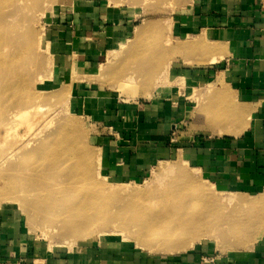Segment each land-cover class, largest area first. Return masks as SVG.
<instances>
[{
	"label": "crops",
	"instance_id": "obj_1",
	"mask_svg": "<svg viewBox=\"0 0 264 264\" xmlns=\"http://www.w3.org/2000/svg\"><path fill=\"white\" fill-rule=\"evenodd\" d=\"M258 2L187 0L170 17L172 40L204 49H187L159 71L151 96L146 94L151 100L142 104L124 100L109 62L110 53L134 38L132 7L96 4L51 14L45 50L73 108L98 126L108 178L136 183L156 161L176 153L211 180L240 186L251 199L264 194V12ZM0 264H264V230L251 248L225 254L202 243L173 255L145 253L124 241L68 249L32 238L4 210Z\"/></svg>",
	"mask_w": 264,
	"mask_h": 264
},
{
	"label": "rangeland",
	"instance_id": "obj_2",
	"mask_svg": "<svg viewBox=\"0 0 264 264\" xmlns=\"http://www.w3.org/2000/svg\"><path fill=\"white\" fill-rule=\"evenodd\" d=\"M2 1H4V3L6 4L2 5ZM9 1L12 3L11 6ZM16 1H20V2L22 1V2L17 3ZM186 1L187 0H37V2L32 4L29 0L27 1L8 0V3L6 2V0H1L0 17L2 19L0 18V36L2 38H0V40L3 41H0V46H2V50L0 51L2 52L0 53V55L2 54L1 55L2 57L0 58L3 59L8 58V59H5L4 61L0 59V68L4 64V67L1 68L2 70L0 69V73L4 74L3 75L4 77H0V81L2 82L0 83L1 86H4V84L7 85L13 83L14 88L12 87L13 89L12 95L10 94L11 92L9 93L7 92L8 95H6L7 93L5 94L4 92L3 93L5 95H3V93L0 95V101H2L0 102V106H1L0 127L2 126L0 129H2L3 132L5 128L6 131V133H3V137H1L2 133L0 135V141H1L0 142V211L5 210L10 212L18 221V224L22 226L24 230L27 231L32 238L41 242H45L49 246L56 245L68 249H73L79 245H82L90 241H94V242L124 241L130 243L131 245L136 246L137 237L135 236L136 234L135 228H140L143 226L142 219L140 220V218H137L141 215L136 216L137 214L135 213L126 214L124 213V211L128 209L129 204L130 205L136 203L142 204V202L144 201L143 199L146 198L149 199L145 200V204L149 205L151 209V211L148 212V215H146V217L147 216L150 217L149 215L158 216L160 215V213H169L170 215L169 218L174 219V217L177 214L181 213L185 208L188 207L191 210H194L195 213L197 214L206 213L207 216L208 214H211V216L209 215V217L212 220V222L216 224L212 231L217 235L219 234V231L222 230L223 227L225 226L226 221L229 222L236 221L242 215H247L248 213L251 214L253 212L246 210V208L242 209L236 207L234 202L240 199H244L245 201H254L258 199L255 198L251 199L246 194V192L241 190L240 186L235 187V186L227 185L224 182L220 183L218 182L219 180H214V181L211 180L210 178H208L207 175L202 174L201 172L196 170L191 162H187V160L184 159V157L182 156L178 157L176 153H173L166 158H162L161 160L156 161L153 164V166L150 168L146 177L136 183H132V182H126L127 184L119 183L114 181L113 179L108 178L101 169V162H100L101 160H100V151H99L100 146L98 145V133H99L98 126L93 121H90L85 117H83L81 114H78V111H76L73 108L71 104V99L67 84L62 78V74L56 72V70L50 64L48 54L45 50V44L43 41L44 28L48 23L51 14L60 8L61 9L67 8L70 11H74L85 7H86L85 9H87L96 4L107 6L110 9L115 7L119 8L125 6L132 7L131 9L132 10L134 9V11H136L137 14V18L135 22L136 30H141L145 24H149V26L151 25V29L147 30L148 32L146 31V33H144L145 31H143L141 35L139 34L138 39L140 36L141 37L140 40L137 39V41L135 40L136 39V30H135L134 38L132 40L120 44V46H118L115 52L110 53L109 62H113L115 68V78H118V80L120 81V82L118 81V83L120 84V87L118 88L119 92L121 91L123 93V96L127 94V98L124 100L130 103L132 101L134 102L136 101L139 104L140 103L142 104L147 100H151V97H147L148 95L146 94H149L151 96V93L154 90L153 88L156 85L154 81L155 80L154 77L156 74H158L159 71H161L160 66L164 62V60H166L169 57V55H167L168 53L166 50L176 46V43H174L171 37L172 18L170 17ZM26 2L28 5H26ZM24 4L25 6H23ZM15 8L17 9L15 10ZM10 11L14 12V13L12 12V15L13 14L16 15H14L15 17L9 18L10 20H8V15L7 16L4 15L7 14L8 12H9L8 14L10 15L11 14ZM5 24L8 25L6 26ZM16 27L17 30L15 29ZM11 31L12 33H9ZM34 31L35 33L33 34ZM3 33L5 34L7 33V36H5V34ZM1 34L4 35V37ZM12 57L15 60L13 62H11ZM174 58L175 57L169 58L170 62H168L167 64L168 66L171 63H173ZM9 60L11 63L9 62ZM7 63H10L11 66L12 65L14 66L13 69L16 70L15 73H13L14 72L13 69L11 70L12 67L10 66V64L9 67L6 68L8 66ZM12 63H16V64H12ZM7 69L11 71L9 72V70ZM140 70H144V72L147 71V74L144 73L145 75H142L140 77L138 74V71ZM15 75L16 77H18L19 75L18 77L19 79L17 78L18 81L15 79ZM128 77H133V80L135 79V81L132 82V84L131 82L123 83V80L127 79ZM2 78L8 80L3 79L5 80L3 81L1 80ZM13 78L14 80L12 82ZM145 81H149L147 87L142 86V84H145ZM16 88L18 89V91ZM140 91L143 92V94L145 95L142 96V94H138L140 93ZM13 94L14 95L18 94V95L14 96ZM9 95L11 96L9 97ZM140 95L142 96L141 99L134 100V98H137V96ZM9 99L10 101H8ZM24 110L25 112L27 111L24 117L22 116L20 117V119H16V120L11 117L14 114V112L22 114V111L24 113ZM12 119H14L13 120L14 122L12 121ZM2 123L5 124L3 125ZM43 123H44V127H47L45 128V130H43L44 128L40 129L42 128ZM73 123L75 125H73ZM71 125H73L72 129H71ZM6 129L10 130V132ZM39 129L42 131H40ZM35 132H37L36 135L37 137L35 136L36 134ZM56 139L59 141L56 142ZM20 142L21 143L24 142V144L26 142V144L29 145L25 147L22 150V152L16 148L18 147V145L22 146ZM73 143L74 145H72ZM54 145L55 147H52ZM62 145L65 147L67 146L66 148L73 147V151H71L70 153H73V155L75 156L77 153V156H81L83 158L82 162L83 161L84 162L82 164L87 165L90 170L89 177L91 178L92 181H89V183H91L89 184V186L92 188V190L94 189L96 184L103 185L106 187H110L111 185L124 184L123 187L122 186L120 187L129 191L146 192V196L143 199H138L135 200L134 202H132L131 199L128 200L126 198H117V199L114 198L115 200L113 203L112 201L113 198H106L105 196H102V199L100 197V202L102 205L94 206L99 208L100 212H104L101 215L102 217H100L101 219H103L102 223L104 227L112 228L114 225V227L118 226L119 228L122 225L129 226L130 225L129 223H132L131 227L133 228V231L132 228L130 231L129 227H126L125 229L123 228V231H121L120 233L119 232L114 234L104 233L105 235L103 234V236L99 232L95 234V235L98 234L101 235L100 238H91L90 236L89 237L77 236L70 238L69 234L71 233H69L67 230L60 231L54 227L53 222L49 220V218L53 216L46 217L44 215L39 214L38 211L33 207L34 203L30 204V202H33V200L31 201L32 197L33 199H35L33 196V192L31 196V191L33 190L30 189H32L33 187L29 186L28 187L29 191H28L27 190L28 188L25 190L23 189L24 187L22 188V186H27V183H25L27 182L26 178L29 176V172L33 170L31 168L33 167L32 165L34 164L35 166L34 161L38 162L39 160L38 154L41 150L50 148L52 150L54 149L53 150L54 152L60 153L59 149L63 147ZM11 150L15 151L16 153V155L12 157L13 160H16L13 163V165L16 167V165L18 164L16 167L18 172L16 173L15 171L17 170L15 169V167L12 164L9 167V165L7 164V163H11V159L10 160L7 159L6 161V156L8 155L9 151L11 152ZM42 160L43 161H41L40 159L39 162L43 163L45 160L47 161L44 162V164L46 165L40 163L42 167L43 166L47 167L51 165L50 157H47ZM52 160L54 161V159ZM4 161L6 162V164ZM29 163H32V165ZM20 165L23 166L21 167ZM176 165H181L190 175L194 176L197 180H200V186L202 187V189L211 192V194H213L211 195L212 198H207L203 196V198H201V200L198 201L197 206L193 208V206L191 205L190 196L193 195L195 190L190 187H187L186 184H183L181 182V180L176 179V177H174L175 176L174 174H173L174 176L172 177V174H167L163 172V168H169V166L174 167ZM25 166H27L28 169ZM7 168L12 171L7 170ZM160 168H161L160 170L161 172L159 171ZM44 169H46L47 171L49 168L48 169L44 168ZM156 173L160 174L159 177L161 178H159L158 182L155 183L154 185L151 184V186L146 187V184H148L147 182H150ZM164 174L168 178L164 176ZM31 175L30 177H28V180L31 179ZM54 176L53 177L48 176L46 177V179L51 177L49 178V180L52 179L54 180L56 177ZM169 176L172 179H169ZM21 178L22 179L24 178L23 182L25 180L26 181L24 183L20 182L22 181ZM48 182L46 184L47 186H50L51 182L49 183ZM28 185H30V183ZM22 189L23 192L19 191ZM188 189H191V191ZM24 191L27 192V195L24 194L26 193ZM148 192L150 193L148 194ZM9 194L10 196H8ZM17 195H18L17 198L18 201L17 199L15 201V197H17ZM28 195L31 196V198L28 197ZM12 196L15 197L12 198ZM8 197L11 198L8 199ZM19 197L21 200L19 199ZM21 197L24 198V200ZM26 199H28L27 202ZM103 199L104 201H106L107 199V201L103 202ZM50 201L52 200H49V203ZM28 203L31 206L28 207L27 206ZM114 204H116V208H113L115 206ZM107 206L110 207L111 209L108 208ZM105 207H107L108 209ZM259 214H261V212H259ZM128 235L129 238H126L128 237ZM219 242L220 241H216L215 239L213 240V238H207V239H202L199 243L208 244L210 247L215 249L217 253L220 254L242 252L244 251V249L246 250V248L243 246L238 247L237 249H232L227 245L228 248H226L227 247L226 245L222 246L223 244H220ZM137 244H139V247L136 246L138 250H142L143 252L145 253L148 252L150 254L173 255L183 252L180 251V252L168 254L165 252L152 251L149 249V246L147 244H144V247L141 246L140 243L138 242Z\"/></svg>",
	"mask_w": 264,
	"mask_h": 264
},
{
	"label": "bare ground",
	"instance_id": "obj_3",
	"mask_svg": "<svg viewBox=\"0 0 264 264\" xmlns=\"http://www.w3.org/2000/svg\"><path fill=\"white\" fill-rule=\"evenodd\" d=\"M11 1H14V0H11ZM29 1L32 4L37 2V0H29ZM0 2H1V0H0ZM6 2L8 3V0H6ZM16 2L19 3L20 1H16ZM9 3H10V6H11L12 3L10 1H9ZM3 4H6V3H4V1H2V5ZM26 5H28L27 2H26ZM23 6H25V4ZM0 7H1V5H0ZM16 9L17 8H15V10ZM10 10H12V9H10ZM12 12H11L10 15L8 14L9 13L8 12L4 16L8 15V20H10L9 18H13V17H15L14 15H16V14L12 15ZM10 23H12V22H10ZM17 24H19V23H17ZM3 28H4V26H3ZM15 29L17 30V27ZM149 29H151V25L149 26V24H145L144 27H142L141 30H136V39L135 40L137 41L139 34L141 35V33H143V31H145L144 33H146V31L149 30ZM24 31H25V29H24ZM20 32H21V30H20ZM9 33H12V31L9 32ZM34 33H35V31L33 32V34ZM3 34H5V33H3ZM21 34H22V32H21ZM2 36L4 37V35H2ZM5 36H7V33L5 34ZM140 37H139L138 40H140ZM0 38H2V37L0 36ZM0 41H3V40H0ZM193 44H191V45H188V44H185V43L177 44L175 47L169 48L168 50H166L167 53H168L167 55H169V57L166 60H164V62L161 64V66H160L161 71H163V72L167 71L166 70L167 67H168L167 64H168V62H170V60H169L170 57L171 58H173V57L177 58V56L182 54L183 51H185L187 49H191V48L204 49V47L202 45L200 46V45H195V44L193 45ZM0 48H1L0 49V51H1L2 50V46H0ZM28 49H30V48H28ZM28 49H27V51H28ZM3 50H4V48H3ZM0 53H2V52H0ZM3 53H4V51H3ZM24 53H25V50H24ZM1 55H0V57H2ZM0 59L2 61H4L5 59H8V58H5V59L0 58ZM11 59H12L11 62L15 61L13 57ZM214 61H215V59L212 60V62H214ZM9 62H10V60H9ZM10 63H7L8 66L6 68L9 67ZM12 64H16V63H12ZM10 66H11V64H10ZM2 67H4V64L2 65ZM11 67L10 68L12 70L14 66L12 65ZM15 67H17V66H15ZM7 70H9V69H7ZM11 70H9V72ZM103 70H105V69H103ZM15 71L16 70H14V72L13 71L12 72L15 73ZM1 72H3V71H1ZM6 72H8V71H6ZM12 72H11V74H12ZM142 72L145 73L144 71H142ZM0 75H1L0 77H4L3 76L4 74L0 73ZM16 75H15V79L17 80L19 75H18V77H16ZM143 75H145V74H143ZM13 77H14V74H13ZM3 79H5V78H2L1 80H3ZM5 80H8V79H5ZM5 80H3V81H5ZM13 80H14V78L12 79V82H13ZM134 81H135V79L133 80V77H128L127 79L123 80V83L131 82V84H132V82H134ZM1 83H0V95L3 92L5 94L7 92L8 93L11 92L10 94L12 95V90H13L12 87H13L14 84L13 83L12 84H7V85L4 84V86H1ZM123 85H125V84H123ZM17 91H18V89H17ZM4 93H3V95H5ZM8 93L6 95H8ZM3 95H2V97H3ZM11 95H9V97ZM16 95H18V94H16ZM16 95H14V96H16ZM14 96H12V97H14ZM20 97H22V96H20ZM5 99H7V98H5ZM10 99L8 101H10ZM0 102H2V101H0ZM0 108H1V106H0ZM30 108H31V106H30ZM200 111H202V110H200ZM16 112H18V111H16ZM26 112H25V110H24V113L22 111V114L14 112V114L12 113L13 115L11 114L12 115L11 117L14 118L15 120L16 119H20V117H22V116L24 117ZM40 112H41V110H40ZM222 116H224V115H222ZM32 118H34V117H32ZM14 119H12V121ZM17 121H15V122H17ZM41 121H40V123H41ZM224 121H225V119H224ZM8 122H9V120H8ZM227 122H225V123H227ZM76 123H78V122H76ZM73 125H75V124L73 123ZM73 125H71V129H72ZM28 126H30V125H28ZM45 128H47V127H44V123H43V126L40 129L45 130ZM8 129H6V130H8ZM0 130H1L0 131V135L2 133L1 137H3V133H6L5 128H4L3 132H2V129H0ZM10 130H11V128H10ZM10 130H8V131L10 132ZM40 131H42V130H40ZM213 132L211 131V133H213ZM35 133H36L35 134V136H36L37 132H35ZM38 133H39V131H38ZM59 133H61V132H59ZM66 138H68V137H66ZM65 140H67V139H65ZM57 141H59V140L56 139V142ZM25 144H26V142H25ZM25 144H24V142H22L21 143L22 146L18 145L19 148L18 147H16V148L19 149V151L22 152V150L25 147L29 146L28 144H26V145ZM63 144H64V142H63ZM72 145H74V143ZM52 147H55V145L52 146ZM66 147L63 146L61 149H59L60 153H58V152L56 153V152L53 151L54 149L52 150L50 148L41 150L39 152L38 158H39V160L41 159V161H43L42 159H45L47 157H50L51 161H53L52 159H54L53 162L50 161V163H51L50 166H47V167L43 166L42 167V165H40V163H42V162H39V160H38L39 164H38L37 161H34L35 166H34V164L32 165L33 162L29 163V164H31L33 166V167H31V165H30V167L33 170L30 171L32 173H30L29 170H28V172H29V176L28 177H30V175L32 174L33 177L31 175V179H34V180H31V179L28 180V177H27L26 178L27 182H25L26 180L24 181L25 183H27V186H22V188L24 187L23 189L26 190L29 186L33 187V188L30 187V188H32L30 190H33V191H31V196H32V192H33V196H34L35 199H33V197H32L31 201L33 200V202L29 201L30 204L34 203L33 207L38 211L39 214L44 215L46 217L53 216V217H50L49 220L51 222H53L54 227L57 228L60 231L67 230L69 233H71V234H69L70 238L71 237H77V236H86V237L90 236L91 238H100L101 235H99V234L95 235V234H97L99 232L103 236L104 233L105 234H110V233L114 234V233H117V232L120 233L121 231H123V228L125 229L126 227H129V229L131 231V228H132L131 224L132 223H129L130 224L129 226L122 225L119 228H118V226L114 227V225H113L112 228L104 227V225L102 223L103 219L100 218V217H102L101 215L104 212H100L99 208L94 207V206L102 205L101 202H100V197L102 199V196H105L106 198H113L112 199L113 203H114V200L117 199V198H126L128 200L131 199L132 202H134L135 200L143 199L146 196V192L145 191H140V192L129 191V190H126L124 188H121L120 186L123 187L124 184L111 185L110 187H106V186H103V185L96 184L94 189L92 190V188L89 186V184H91V183H89V181H92L91 178L89 177L90 176L89 167L87 165H83L82 164L84 162V161L82 162L83 158L81 156H77V153H76V156L73 155V153H70L71 151H73V147L72 148H66ZM33 149H35V148H33ZM38 151H39V149H38ZM17 152H18V150H17ZM32 152H33V150H32ZM15 155H16L15 151L11 150V152L10 151L8 152V155L6 156V161H7V159L8 160L11 159V163H7L9 165V167H10L11 164L13 165V163L16 161V160H13V158H12ZM3 160H4V158H3ZM12 160H13V162H12ZM44 162L42 164H44ZM5 164H6V162H5ZM29 164H27V165H29ZM17 165H16V167H17ZM44 165H46V164H44ZM20 166L22 167L23 165H20ZM172 166H169V168H163V172H165L167 174H172V177L175 175L174 177H176V179L181 180V182L183 184H186L187 187H190V188L195 190L193 195L190 196L191 205L193 206V208L195 206H197L198 201L201 200V198H203V196L207 197V198H212L211 195H213V194H211V192H208V191L202 189V187L200 186V180H197L194 176L190 175L185 170L184 167H182L181 165H176L174 167H172ZM16 167H15V169H16ZM25 167L27 168V166H25ZM44 168H47V169L49 168V169L46 171V169H44ZM11 169H12V167H11ZM7 170H9V169L7 168ZM160 170H161V168L159 169V171ZM9 171H12V170H9ZM25 171H26V169H25ZM16 172H18V170L15 171V173ZM5 174H6V172H5ZM12 175H13V173H12ZM48 176H52V177L54 176L55 179L54 180L53 179L49 180V178H51V177L46 179V177H48ZM159 176H160V174L156 173L154 175L153 179L151 181L149 180L150 182H147L148 184H146V187L151 186V184L154 185L155 183H157L158 179L161 178ZM164 176H166V175L164 174ZM162 178H163V176H162ZM23 179L21 178L22 181H20V182L24 183ZM169 179H172V178L169 176ZM173 179H175V178H173ZM46 181L47 182L48 181L51 182V185L47 186V184H46L47 182ZM29 183H30V185H28ZM22 185H25V184H22ZM9 189H10V187H9ZM23 189L19 190V191L23 192ZM27 190L29 191V188ZM188 190L191 191V189H188ZM22 192H20V193H22ZM24 192H26V191H24ZM149 193L150 192H148V194ZM24 194L27 195V192L24 193ZM8 196H10V194ZM31 196L28 195V197H30V198H31ZM14 197L12 196V198H14ZM10 198L11 197H8V199H10ZM17 198H18V195H17V197H15V201H16ZM256 198H260V199L254 200V201H245L244 199H240V200L235 201L234 203H235L236 207H239V208H242V209L246 208V210L253 211V212L251 214L248 213L247 215H242L236 221H231V222L226 221V223L224 222L225 226L223 227L222 230L219 231L218 235L212 231L216 224H214L212 222V220L210 219L209 215L211 216V214H208V216H207L206 213L205 214L204 213H200V214L198 213L197 214V213H195L194 210H191L188 207L185 208L181 213L177 214L174 217V219L169 218V216H170L169 213H160V215H158V216L149 215L150 217H148V216L146 217V215H148V212L151 211L149 205L145 204V200L149 199V198H146V199H143L144 201L142 202V204L141 203L140 204L136 203L137 205L136 204H132V205L129 204L128 209L126 211H124V213H126V214L127 213H135V214H137L136 216L141 215V216H139L137 218H140V220L142 219L143 226L140 227V228H135V231H136L135 236L137 237L136 238L137 239L136 240V246H138V247H139V244H137V242L140 243V245L143 246V247H144V244H147L149 246V249L152 250V251H159V252H165V253L170 254V253H175V252H180V251H186V250L194 247L202 239L213 238V240L215 239L216 241H220L219 243L223 244L222 246H224V245L227 246L228 245L232 249H237L238 247H242L243 246V247H245L247 249V248H251L253 246V244L256 242V240L258 239V237L261 235L262 231L264 230V220H263L264 219V214H263L264 213V194H262V195H260L259 197H256ZM19 199H20V197H19ZM22 199L24 200V198H22ZM126 199H125V201H126ZM27 200L28 199H26V202H27ZM49 200H52V201H50V203H49ZM17 201H18V199H17ZM106 201H107V199H106ZM106 201H104V199H103V202H106ZM119 202H118V204H119ZM107 205H109V204H107ZM114 205H113L114 206L113 208H116V204H114ZM27 206L29 207L31 205H29V203H28ZM107 207H105V208H107ZM108 208H110V207H108ZM29 211H31V210H29ZM259 212H261V214H259ZM55 213H57V214H55ZM261 215H262L263 219H262ZM219 221H217V222H219ZM132 231H133V228H132ZM124 237H126V236H124ZM126 238H129V235ZM133 239H134V237H133ZM228 246L226 248H228Z\"/></svg>",
	"mask_w": 264,
	"mask_h": 264
},
{
	"label": "built area",
	"instance_id": "obj_4",
	"mask_svg": "<svg viewBox=\"0 0 264 264\" xmlns=\"http://www.w3.org/2000/svg\"><path fill=\"white\" fill-rule=\"evenodd\" d=\"M258 7L260 11L264 12V0H259Z\"/></svg>",
	"mask_w": 264,
	"mask_h": 264
}]
</instances>
